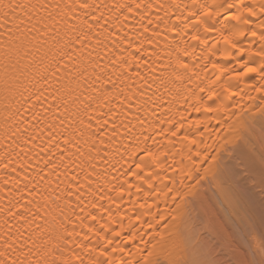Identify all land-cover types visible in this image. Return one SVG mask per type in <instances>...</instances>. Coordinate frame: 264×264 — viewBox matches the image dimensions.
<instances>
[{
  "label": "bare ground",
  "instance_id": "bare-ground-1",
  "mask_svg": "<svg viewBox=\"0 0 264 264\" xmlns=\"http://www.w3.org/2000/svg\"><path fill=\"white\" fill-rule=\"evenodd\" d=\"M218 2L15 0L28 7L0 6V14L8 12L0 20L4 25L0 33H5L0 36V237L8 233L0 239V251L6 242L17 249H9L7 259H25L31 249V264L37 260L40 264H108L109 260L145 264L147 250L152 249L154 255L148 259L160 264L264 260V120L258 111L264 93L255 91L264 84L259 71L264 60L255 55L264 50L260 39L264 16L249 18L238 48L225 58L230 46L219 32L203 33L197 23L199 11L192 7ZM229 2L251 6L253 0ZM255 2L258 11L261 0ZM181 13L187 18L186 27L175 20ZM21 20L24 24L17 30ZM177 24L178 31L169 30ZM196 34L208 44L193 41ZM65 53H71L72 59ZM213 63L228 71L221 73ZM246 65L257 72L232 80L233 73H243ZM162 71L164 86L151 78L160 77ZM206 103L230 111L206 116ZM197 120L206 122L210 131L205 132L204 123L197 125ZM49 133L55 136L52 143ZM192 140L199 142L193 145ZM145 145L161 155L163 166L145 173L157 172L158 185L167 175L165 183L178 195L145 200L146 184L139 185L140 193L135 187L127 190L124 181L135 180L126 172L135 170ZM189 155L202 165L192 169V179L187 177ZM121 185L126 191L118 197ZM144 203L153 205L152 213H159L157 221L160 215L164 220L154 231L138 225L139 232L148 235L143 241L138 236L123 253L107 248L108 254H102L108 241L100 237L112 238L121 217L127 224L126 215ZM93 205L110 209L115 224L107 211ZM24 242L21 257L18 246Z\"/></svg>",
  "mask_w": 264,
  "mask_h": 264
},
{
  "label": "snow or ice",
  "instance_id": "snow-or-ice-1",
  "mask_svg": "<svg viewBox=\"0 0 264 264\" xmlns=\"http://www.w3.org/2000/svg\"><path fill=\"white\" fill-rule=\"evenodd\" d=\"M0 6H3L5 9H16V8H25L28 7V5H22V4H17L15 3V0H12V2L8 3V4H4V0H0ZM177 7H181L180 5H176ZM81 7L83 8H87L89 7L87 4H83L81 5ZM137 8L140 7V5H136ZM192 7L197 8V10L199 11V15L197 16V23L198 25L203 27V33L204 34H215L217 32H219L223 42L225 45L230 46L226 49L224 55L225 58H227V56H230L232 54L231 50L232 49H237L238 48V44L239 41L241 40L242 37L245 36V31L243 30L244 28L249 26V18L250 17H255V16H264V0H261V3L259 4V10L257 11V5L255 0H253V3L251 6H244L243 3H231L229 2V0H221V2L218 3H213V4H200V5H196L193 4ZM236 9V11H232L233 9ZM129 12L132 11V8L129 7ZM195 13H193L194 15ZM8 16V12L4 11L2 14H0V20L2 19H6ZM175 20L184 24V26H187V18L184 17L183 13H181L180 15H177L175 17ZM235 22V23H233ZM165 23H167V21H165ZM21 24H24V21L21 20L19 22V24L16 25L17 30H19V27ZM261 26L264 27V21H261ZM4 25L0 24V28H3ZM147 30V29H146ZM170 31L172 32H176L179 30V25H174L171 26ZM13 29L9 28L7 31V35H9V37H11ZM28 32L31 31V29L27 30ZM5 35V33H0V36ZM252 36H255L256 33L252 32L251 33ZM261 41H264V35H262L260 37ZM192 40L193 41H198L201 45L206 46L208 44V41L206 40H202L200 34H196L192 36ZM82 39L78 38L77 39V43H81L82 44ZM213 49L216 47L215 44L212 45ZM262 49H264V45H262ZM240 52H244L245 49L243 47H239L238 49ZM187 54V53H186ZM65 55L67 56V58L69 60L72 59V54L71 53H65ZM256 56H259L262 60H264V50L255 53ZM251 60V58H250ZM181 67H183L184 69L188 68V65L185 64L183 61H180ZM212 67L214 69H219L221 73H226L228 71L227 68H225L223 65L221 64H216L213 63ZM152 72H155L156 69H152ZM260 73H261V80H264V65L261 66L260 68ZM257 72V68L250 66V65H246L244 67V72H234L231 79L232 80H243L248 78V74L249 73H255ZM153 82H155L157 79L160 80V86H164V84L166 83V81L163 79V71L161 73L160 77H151ZM99 79V77H98ZM109 81L107 79H105L103 81V84H108ZM225 91L228 92L229 89L225 88ZM255 91L257 93H264V84H261V86L259 88H256ZM43 93H41L42 95ZM232 95H235V93H231ZM215 95V94H214ZM40 97L37 96L36 97V101L39 102ZM212 97H209V100H212ZM250 99H254V97H250ZM237 104H233L232 107L235 108L237 107ZM23 107V105H22ZM34 107V105H33ZM30 109H25V111H29ZM197 112H200V108H196ZM225 111H230L229 109H226L223 105H219L217 108H213L207 105H205V109H204V113L205 115H209L212 114L214 112H225ZM258 111L261 115L262 120H264V99H262L260 107L258 108ZM106 123V122H105ZM197 125L204 123V127H205V132L210 131L207 127V123L201 120H197L195 122ZM90 127V125H89ZM42 131V130H41ZM179 131V129L177 130ZM219 131V130H217ZM227 131V130H226ZM262 133H264V124H262ZM177 133L176 132H172V136H175ZM49 135L51 136V139L49 140V143H52L55 140V136L52 133H49ZM201 136L204 135V133H200ZM146 140L148 138H145ZM185 140L188 139L187 136L184 137ZM235 139H240V137L237 135ZM198 140H192L191 144L195 145L198 144ZM233 141L229 140L228 143H232ZM69 143V141H65V144ZM58 148V145H54ZM262 146H264V140H262ZM60 151H63L62 149H59ZM220 149H216V151H219ZM131 155L135 156L136 152L133 151L131 153ZM196 157L200 156L199 151L195 154ZM61 161H63L64 156L60 157ZM187 159L189 160L191 167L187 173V177L188 179H192L193 178V173H192V169H198L199 167H201L202 165H199L196 163L195 160H193V157L191 155H189L187 157ZM161 160V155L158 154L155 151H151L149 150V146L145 145V148L143 149V156L140 159V162L135 163V170L129 168L126 172L127 176H131L134 178L135 183H128L127 180L124 181L125 184H127V190L132 189L133 187L136 188L137 193H140L141 191H143V189L139 186L141 184H146L148 187V192L145 193V200L151 198L153 195L159 196V195H170L172 193H176V188L175 187H171L169 188L167 183H165L166 181H168L169 177L167 175H165L162 178L161 184H156L155 181L157 179H160L158 176V173L155 171H148L145 173V169H152L153 167L157 168V169H162L163 166L160 163ZM216 160V157L213 156V161ZM261 162L264 163V153H262L261 155ZM49 165L51 164V162H48ZM48 166V165H46ZM173 173H175V170H172ZM181 171H183V169H181ZM205 172H207V169L205 170ZM141 173H145V174H141ZM199 173L197 172V175ZM183 179L184 177L181 176V183H183ZM173 184H175V180H173ZM155 189V193L152 192V190ZM165 189H167V191H165ZM126 191V189L121 185L118 186L117 188V195L118 197H122L123 193ZM178 195V193H176ZM175 198V197H174ZM104 197H101V200H103ZM133 204H135V202L133 201ZM93 208H99V210L101 212L107 211L108 215L111 219V223L115 224V218L112 217L111 211L110 209H105L103 207V205H93ZM153 205L152 204H141L139 206V208H133L131 210V214H127L126 218L128 220V223L125 224L124 223V216L121 217L120 222H119V230L118 231H114L113 232V236L112 238H108L105 236H101L100 240L103 241L105 239H107L108 243H107V247L104 249L103 253L104 255H107V248H111L112 252H116L117 249H119L122 253L124 252V247L126 245L129 244H134L137 240V237L139 236V239L141 241H143L144 236L148 235V232L145 231L143 233H140L138 230V225L142 228H144L145 230H155V227L157 224H159L160 221L164 220V216L160 215V221L156 220V216L159 215V213H152L151 209H152ZM116 211L119 212L120 211V206L117 205L116 206ZM91 219L93 221H96V217L92 216ZM125 229H127V233H125ZM109 230H111V225L109 226ZM91 231V229H90ZM122 233L124 234L122 236ZM8 236V233L4 234V237H0V239H3L5 237ZM23 238V233H21L20 235V239ZM118 238V239H117ZM155 237H153L154 239ZM113 243H115V247H113ZM156 247V245H153L152 248L154 249ZM19 253L21 257L25 256V248H26V242L24 243H20L19 246ZM9 249H11L13 252H16L17 249L12 247L11 243H5V247H4V251H0V264H31V260L30 257L32 255L31 249H28V256L25 259H7L6 255L9 252ZM148 257H153L154 252L152 249H148ZM126 254H132V253H126ZM148 257H145V264H160V261L158 259H152L149 260ZM36 264H40L39 260L36 261ZM80 264H83V261H80ZM100 264H103V261L100 262ZM108 264H117V262L113 261V260H109ZM118 264H125V262L123 260L119 261ZM128 264H130V262H128ZM260 264H264V260L260 261Z\"/></svg>",
  "mask_w": 264,
  "mask_h": 264
}]
</instances>
